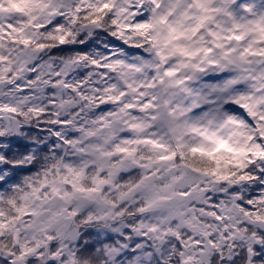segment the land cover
I'll return each mask as SVG.
<instances>
[{"label": "clouds", "instance_id": "9594fccd", "mask_svg": "<svg viewBox=\"0 0 264 264\" xmlns=\"http://www.w3.org/2000/svg\"><path fill=\"white\" fill-rule=\"evenodd\" d=\"M0 264H264V0H0Z\"/></svg>", "mask_w": 264, "mask_h": 264}]
</instances>
